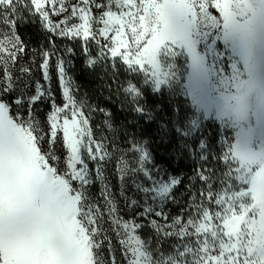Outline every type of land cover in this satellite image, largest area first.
<instances>
[{
    "label": "snow or ice",
    "instance_id": "obj_1",
    "mask_svg": "<svg viewBox=\"0 0 264 264\" xmlns=\"http://www.w3.org/2000/svg\"><path fill=\"white\" fill-rule=\"evenodd\" d=\"M26 18L48 34L51 47L32 50L39 62L25 59ZM56 39L83 41L85 53L95 42L100 60L123 67L138 113V79L186 98L162 124L194 137L204 162L179 214L165 205L181 180L138 141L119 158L117 199L105 170L113 153ZM209 118L231 131L214 155L196 135ZM110 233L123 264H264V0H0V264H121Z\"/></svg>",
    "mask_w": 264,
    "mask_h": 264
},
{
    "label": "trees",
    "instance_id": "obj_2",
    "mask_svg": "<svg viewBox=\"0 0 264 264\" xmlns=\"http://www.w3.org/2000/svg\"><path fill=\"white\" fill-rule=\"evenodd\" d=\"M19 35L27 45V57H35L38 62L39 57L32 50L36 49L38 52L41 46L45 49L51 47L48 34L42 31L40 24L30 23L27 18L19 28ZM55 43L57 54L69 62L68 69L76 86V97L86 102L84 110L90 114L96 136L106 138L105 143L115 154L114 158L118 156L119 149L126 150L132 141L146 146L157 166L180 178L181 184L173 192L175 202L168 201L166 204L167 209L180 213L189 200L190 190L195 191L199 186H193L192 178L196 169L204 162L198 158L201 151L199 142L195 141L193 146L194 137H177L173 132L162 128V124H168L171 128L169 122L176 115L175 110L182 111L187 107L186 98L182 95H170L167 90L154 92L142 79H138L137 83L144 89L140 104L145 110L138 113L134 110L136 105L125 98L121 87L126 84L129 74L123 67L115 70L100 60L99 48L95 42L89 44L87 53L84 51L83 41L56 39ZM89 59H97L99 62L90 69ZM196 135L202 136L210 145V154L214 155L221 150L224 138L220 137L223 133L218 130V125L206 122ZM184 140L188 141L190 148L183 147ZM149 235L150 231L145 230V236Z\"/></svg>",
    "mask_w": 264,
    "mask_h": 264
},
{
    "label": "rangeland",
    "instance_id": "obj_3",
    "mask_svg": "<svg viewBox=\"0 0 264 264\" xmlns=\"http://www.w3.org/2000/svg\"><path fill=\"white\" fill-rule=\"evenodd\" d=\"M26 60L27 59H31V58H28L26 57L25 58ZM53 60H55V58H53ZM38 62V60H37ZM37 78L38 79H41V82L43 83V80L42 78L40 77L39 73H37ZM52 87L53 89L55 90V95L57 97V100L59 101L60 100V97H61V92H60V89H59V85L55 79V73L53 72V82H52ZM34 90H35V85L34 83L28 88L26 89V91L29 93V94H33L34 93ZM50 111V104L49 103H41L37 106V110H36V118L40 121H44L46 119V116L48 114V112ZM206 122H211L213 124H216L218 125V130L220 129V131L223 133V135H221L220 137H223L224 139L222 140V143L225 139H228L231 135V131L228 130V129H225L224 127H222L218 121H214L213 119L209 118L208 120H205L204 123ZM203 123V124H204ZM46 127V126H45ZM220 139V138H219ZM43 147L46 149L48 147V145L45 143L43 145ZM146 147V146H145ZM222 148V147H221ZM124 152V149H119L118 152H117V157L114 158V155H113V158L108 162L107 164V167H106V173L108 174V177H109V180H110V184L113 188V191L116 193L117 195V199H119V186H120V181L118 180L117 178V168H118V165H119V158L121 157L122 153ZM58 154L60 155H63V149H59L58 151ZM174 176V175H173ZM177 177V176H175ZM179 178V177H177ZM180 179V178H179ZM179 186V185H178ZM177 186V187H178ZM176 187V188H177ZM175 190V189H174ZM92 193L93 194H96L98 193L99 191V186L98 185H93L92 189H91ZM165 211L173 214V215H176V214H179V213H176L174 212V210H170V209H167L166 208V205H165ZM125 215V218L127 219V214L126 213H122ZM107 227V225H105ZM109 237L110 239L112 240V245H113V248L116 249V251L113 253V255L116 257V259L118 261H121V264H123V257H122V254L120 253L119 251V248H120V245L118 244V242L116 241V238H115V235L110 233L109 234ZM165 247H168L170 249V245H167ZM106 255H107V252H106Z\"/></svg>",
    "mask_w": 264,
    "mask_h": 264
}]
</instances>
